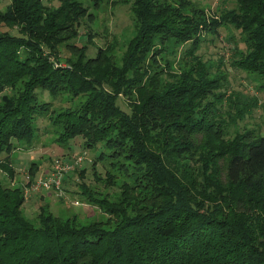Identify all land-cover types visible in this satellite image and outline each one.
I'll return each instance as SVG.
<instances>
[{
	"label": "trees",
	"instance_id": "1",
	"mask_svg": "<svg viewBox=\"0 0 264 264\" xmlns=\"http://www.w3.org/2000/svg\"><path fill=\"white\" fill-rule=\"evenodd\" d=\"M237 1L210 18L193 0H121L134 35L121 54L108 46L95 57L74 42L82 21L95 18L81 0H59L56 8L10 0L0 10V24L18 30L0 32V156H8L0 171L15 178L14 141L32 144L37 120L51 114L39 95L46 91L85 98L51 117L58 143L82 137L98 162L116 161L134 182L115 201L82 184L85 200L107 215L86 225L46 206L30 220L25 187L0 179V264H264V134L226 141L220 66L199 55L207 36L232 27L245 50L231 66L264 87V0ZM63 45L75 55L61 59Z\"/></svg>",
	"mask_w": 264,
	"mask_h": 264
},
{
	"label": "rangeland",
	"instance_id": "2",
	"mask_svg": "<svg viewBox=\"0 0 264 264\" xmlns=\"http://www.w3.org/2000/svg\"><path fill=\"white\" fill-rule=\"evenodd\" d=\"M81 1L85 6L90 7V12L95 18L91 20L86 18L82 21V25L79 27V37L74 41L76 46L80 49L87 47L86 53L89 57H95L98 48H107L108 46L116 47V51L121 54L126 49L127 42L134 35V16L130 6L122 3L121 0H96L97 6H93L92 0ZM193 1L204 9L210 18H217L221 10L225 8L235 9L238 5L237 0ZM44 3L53 8L60 5L59 0H44ZM9 4L10 0H0V10H6ZM0 32L18 34L17 28H11L4 24H0ZM183 47L185 46L180 48L178 55L186 48ZM244 50L245 45L240 32L232 27H227L220 30L219 36H207V40L202 44L199 51V55H202L205 60H210L220 66L218 67L220 70L215 66V71L223 76L221 82L227 91L221 89V92L226 93L227 98L222 112L220 111L221 118L218 119L223 121L226 129V141L229 142L233 141L232 139L237 135L264 134V87L261 83L262 80L231 66L233 59L238 58V51ZM59 55L61 59L66 60L75 55V51H70L63 45L59 47ZM63 63L66 64L65 61ZM8 92L10 91H5V93ZM39 95L43 101L51 103V114L37 120V130L32 144L14 141L15 149L10 153L8 163L15 170V178L11 179L6 172L0 171V179L7 186L14 188L24 186L26 189L32 163L38 165L37 173L34 176L36 181L51 175L56 160L74 164L78 158L84 156L86 159L80 166H76L64 175L62 195L55 191L41 189L36 192L30 191L26 197L24 214L30 220H35L40 208L46 206L54 216L63 219L77 217L81 224L87 225L106 221V213L85 200L87 196L82 195V184L90 187V192L102 194L110 192L111 199L115 201L119 199L123 184L129 182L134 186L133 179L127 176L118 166L119 163H115L116 161L111 163L98 162V151L85 148V140L82 137H76L67 144L60 145L58 143L59 129L52 123V118L65 109L79 107L84 102V97L73 98L65 93L53 97L46 91H40ZM118 104L123 110L130 112L129 101L125 97H120ZM246 107H249V110L245 113L242 110ZM7 157L6 154L1 155L0 161H4ZM95 162L98 163L96 169H93ZM119 162L128 165L130 173L134 171L130 162L126 160H119ZM219 164L226 172L227 158H221ZM108 172H111L115 177L111 178L107 174ZM33 183L34 181L29 186ZM112 194L116 195L112 196Z\"/></svg>",
	"mask_w": 264,
	"mask_h": 264
},
{
	"label": "built area",
	"instance_id": "3",
	"mask_svg": "<svg viewBox=\"0 0 264 264\" xmlns=\"http://www.w3.org/2000/svg\"><path fill=\"white\" fill-rule=\"evenodd\" d=\"M86 159L84 156L78 158L74 164L63 163L60 160H56L53 166L52 173L49 177L39 178L30 186L25 189V196H28L30 191L36 192L37 190L55 191L62 195V183L64 175L72 171L76 166H80ZM30 183V178L28 177ZM30 187V188H29Z\"/></svg>",
	"mask_w": 264,
	"mask_h": 264
}]
</instances>
